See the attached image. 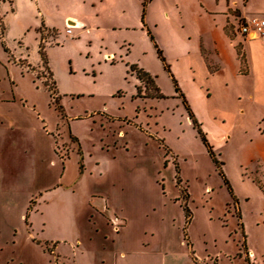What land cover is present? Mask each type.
<instances>
[{
	"label": "rangeland",
	"instance_id": "374dc122",
	"mask_svg": "<svg viewBox=\"0 0 264 264\" xmlns=\"http://www.w3.org/2000/svg\"><path fill=\"white\" fill-rule=\"evenodd\" d=\"M18 1L6 43L46 92L0 68L28 102L0 106V264H72L76 240L80 264H264V33L239 31L264 0Z\"/></svg>",
	"mask_w": 264,
	"mask_h": 264
},
{
	"label": "crops",
	"instance_id": "0c3cea01",
	"mask_svg": "<svg viewBox=\"0 0 264 264\" xmlns=\"http://www.w3.org/2000/svg\"><path fill=\"white\" fill-rule=\"evenodd\" d=\"M11 1L13 0H4L0 2V18L2 21V24L5 27L4 34L2 38L0 39V68L3 70V75L6 77L9 81V83L14 87L15 92H18V86L19 81L25 79V76H30L31 78V85L32 88L35 90H39L40 85L42 86L43 92H46L45 85L43 86V79H44V68L43 65H41V60L39 59H31L30 55L27 52L28 47L24 46V51L20 50V52H16L15 49H11L7 45V33L9 31V28L11 24L10 17H12L11 14L14 13V10L11 8ZM18 1V0H14ZM21 5L28 6L33 8L41 7V1L40 0H20ZM19 2V1H18ZM8 4V6H7ZM14 4V3H13ZM38 9V8H37ZM64 19H67V23L69 24L70 21L75 22L77 28L80 29V31H85L89 28V21L88 18L85 16L80 15H72L68 14L65 16ZM46 28V27H45ZM38 30V28H37ZM68 34V33H67ZM70 38L73 37V33L71 31L70 34H68ZM264 35V34H263ZM34 44L33 47L36 46V49L38 48V40L37 36L33 38ZM252 40V39H250ZM5 44L7 47V51L4 50L2 43ZM251 48L249 49V59L251 62V70L250 74H252L253 80H254V92L257 97H264V44L260 42V39H254L250 42ZM249 44V45H250ZM21 49V48H20ZM108 57H110L111 53H107ZM39 73L40 77H37L36 74ZM41 83V84H40ZM49 94V91H47ZM50 97V95H49ZM26 96L22 95V93L19 94H11L10 98H2L0 96V106L2 105H8V104H15L20 103L21 108L25 110V105H27ZM35 106L32 105V112H34ZM14 127V121L6 114L1 113L0 109V134L7 133L9 130H12ZM67 243V241H64ZM72 249L74 248V251L72 252V255L70 256V259L72 260V264H80L78 258V247L82 246L78 240L76 242H70ZM81 257L83 253H80ZM83 258V257H82ZM121 258V257H120ZM84 263V262H83ZM105 263V260H101L100 264ZM125 264L124 261L119 259L118 264ZM20 264V263H18ZM61 264V263H60ZM91 264V261H90Z\"/></svg>",
	"mask_w": 264,
	"mask_h": 264
},
{
	"label": "built area",
	"instance_id": "2783aa9c",
	"mask_svg": "<svg viewBox=\"0 0 264 264\" xmlns=\"http://www.w3.org/2000/svg\"><path fill=\"white\" fill-rule=\"evenodd\" d=\"M68 25L69 26H67L66 32L70 34V26L72 25ZM239 31L248 38L251 36V39L255 38L256 36H260L264 33V19L251 18L248 21L244 20L239 25Z\"/></svg>",
	"mask_w": 264,
	"mask_h": 264
},
{
	"label": "trees",
	"instance_id": "16d2710c",
	"mask_svg": "<svg viewBox=\"0 0 264 264\" xmlns=\"http://www.w3.org/2000/svg\"><path fill=\"white\" fill-rule=\"evenodd\" d=\"M2 1H4V0H0V2H2ZM10 1V0H9ZM0 24H2V21H1V18H0ZM0 29H2V31H0V39L2 38V36H3V34H4V30H5V27H4V25L2 24V27H0ZM2 43V46H3V48H4V50L5 51H7V47L5 46V44L3 43V42H1ZM41 54H42V56H43V53L41 52ZM203 139V141L204 142H206V140H205V138L203 137L202 138ZM54 264H58V263H54Z\"/></svg>",
	"mask_w": 264,
	"mask_h": 264
},
{
	"label": "water",
	"instance_id": "95a60500",
	"mask_svg": "<svg viewBox=\"0 0 264 264\" xmlns=\"http://www.w3.org/2000/svg\"><path fill=\"white\" fill-rule=\"evenodd\" d=\"M69 24L72 25V26H76V23L72 22V21H70Z\"/></svg>",
	"mask_w": 264,
	"mask_h": 264
}]
</instances>
